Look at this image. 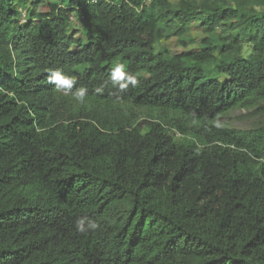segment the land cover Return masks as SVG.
I'll return each instance as SVG.
<instances>
[{
  "label": "trees",
  "instance_id": "obj_1",
  "mask_svg": "<svg viewBox=\"0 0 264 264\" xmlns=\"http://www.w3.org/2000/svg\"><path fill=\"white\" fill-rule=\"evenodd\" d=\"M0 264H264V0H0Z\"/></svg>",
  "mask_w": 264,
  "mask_h": 264
},
{
  "label": "rangeland",
  "instance_id": "obj_2",
  "mask_svg": "<svg viewBox=\"0 0 264 264\" xmlns=\"http://www.w3.org/2000/svg\"><path fill=\"white\" fill-rule=\"evenodd\" d=\"M49 4L50 1H46L43 4L38 5L37 11L39 12H46L49 11ZM23 12V19L26 17L25 9L22 10ZM72 29H75L77 36L83 38V25L81 21L72 20ZM187 45L182 44L178 38H171V39H164L162 43L167 45L169 49L172 50L174 54H180L184 52H188L190 50H195L198 48L202 38V28L200 27L199 23L193 22L190 34L188 35L187 39L190 40ZM223 121L227 122L230 126L238 129H247L253 127L255 124L258 123L259 119L257 115L252 110L246 109H235L225 115L222 118ZM179 138V136L177 137Z\"/></svg>",
  "mask_w": 264,
  "mask_h": 264
},
{
  "label": "clouds",
  "instance_id": "obj_3",
  "mask_svg": "<svg viewBox=\"0 0 264 264\" xmlns=\"http://www.w3.org/2000/svg\"><path fill=\"white\" fill-rule=\"evenodd\" d=\"M56 79H57V80H60V77L57 75V76H56ZM61 82H62V83H66L67 81H61Z\"/></svg>",
  "mask_w": 264,
  "mask_h": 264
}]
</instances>
